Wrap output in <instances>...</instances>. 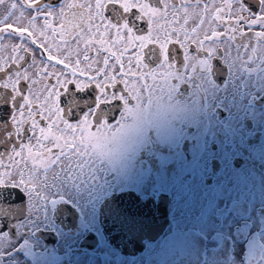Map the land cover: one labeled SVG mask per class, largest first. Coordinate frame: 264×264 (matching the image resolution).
Listing matches in <instances>:
<instances>
[{"label": "snow or ice", "instance_id": "6c2138e0", "mask_svg": "<svg viewBox=\"0 0 264 264\" xmlns=\"http://www.w3.org/2000/svg\"><path fill=\"white\" fill-rule=\"evenodd\" d=\"M5 3L0 190H20L34 224L58 189L173 118L182 89L214 83L225 66L237 85L264 77V0ZM0 241V264H18Z\"/></svg>", "mask_w": 264, "mask_h": 264}, {"label": "flooded vegetation", "instance_id": "af4514ba", "mask_svg": "<svg viewBox=\"0 0 264 264\" xmlns=\"http://www.w3.org/2000/svg\"><path fill=\"white\" fill-rule=\"evenodd\" d=\"M8 11V3L0 6V18ZM195 23L190 20L188 28ZM225 69L208 86L182 89L175 97L177 113L164 126L146 130L116 158L97 161L79 182L58 189L55 203L35 224L20 190H0V232L10 238L18 264H194L188 247L161 244L163 236L184 235L182 229L171 231L176 204L198 203L191 212L253 215L262 222L264 77L237 85ZM163 213V236L152 240ZM101 219L108 220L107 228ZM104 230L110 237L129 235L127 247H137L120 253ZM212 246L203 255L206 264H264V247Z\"/></svg>", "mask_w": 264, "mask_h": 264}, {"label": "rangeland", "instance_id": "374dc122", "mask_svg": "<svg viewBox=\"0 0 264 264\" xmlns=\"http://www.w3.org/2000/svg\"><path fill=\"white\" fill-rule=\"evenodd\" d=\"M199 203L202 202L199 201ZM175 207L171 216V231L182 229L184 235L163 236L162 233L159 238L163 236L161 244L166 247H169L171 243L176 247H188L189 253L196 257L193 260L194 264H206V258L203 255L211 249L209 245H213L212 247H264V220L261 222L253 215L242 219L210 209L205 210L203 214L191 212L190 208L197 209L198 203L176 204ZM236 226L238 229H235ZM248 227L251 228L247 229ZM209 238L216 241H211L209 244ZM217 241H219V245H215ZM211 255L214 256L212 258L216 262L219 254L217 255L215 252ZM128 264L144 263L143 260H138Z\"/></svg>", "mask_w": 264, "mask_h": 264}, {"label": "water", "instance_id": "95a60500", "mask_svg": "<svg viewBox=\"0 0 264 264\" xmlns=\"http://www.w3.org/2000/svg\"><path fill=\"white\" fill-rule=\"evenodd\" d=\"M160 222V221H159ZM101 226L102 228H107L108 227V220L106 219H101L100 220ZM167 226V216L166 213H163L162 215V219H161V225L158 224L156 227L157 229V233L155 235H153L152 240H157L159 238V236L163 233L162 231L165 230ZM106 232L104 230V237L107 241V243L109 245H111L112 247H114L115 249L119 250L120 253L122 254H127L131 251L130 247H137V243L134 242L131 244L130 247H127V242H129L131 240V237L129 235H117V236H111L110 235H106ZM146 239H150V235L145 236ZM114 239L118 240V241H113Z\"/></svg>", "mask_w": 264, "mask_h": 264}]
</instances>
